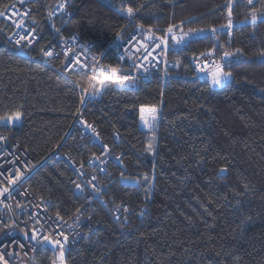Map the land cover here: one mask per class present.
<instances>
[{"label":"trees","instance_id":"obj_1","mask_svg":"<svg viewBox=\"0 0 264 264\" xmlns=\"http://www.w3.org/2000/svg\"><path fill=\"white\" fill-rule=\"evenodd\" d=\"M11 1L0 0V6ZM123 2L145 5V24L164 26L173 12L177 20L193 16L195 23L190 27L224 22V11L216 7L223 0H176L174 8L167 0H155V5L149 0ZM55 3L30 2L40 39L27 55L18 53L0 33V114L7 111L6 105H24L25 119L13 129L12 137L37 165L26 183L34 192L52 190L51 212L56 204L74 210L87 202L74 193L70 183L75 174L73 164L64 157L47 161L46 156L57 148L78 166L92 152H99V146L80 140L71 125L79 106V92L72 79L79 75L69 78L58 72L53 65L59 64L60 58L47 64L38 58L41 45L53 37L46 13L49 4ZM71 3V17L55 19L64 35L79 32L83 40L109 42L125 24L106 6V0ZM114 4L119 8L122 0H114ZM244 12L238 5L237 19H242ZM0 28L11 31L2 21ZM200 46H210V40ZM232 47H244L249 54L264 47V23L254 34L250 27L237 25ZM191 48L170 59L179 57L187 63ZM232 70L236 78L230 86L203 93L205 83L185 77L182 69L179 76L165 82L155 71L135 91H108L82 107L83 115L96 125L112 152L122 154L124 166L108 160L106 173L101 175L85 163L86 172L95 173L101 184L109 185L104 189L108 203L96 198L87 205L92 223L84 226L82 238L69 246L68 264H264V63L254 59L233 64ZM161 87L165 88V102L158 154L153 157L144 153L145 130L127 109L134 101L158 100ZM205 148L208 157L217 158L197 165L193 149L205 155ZM224 157L231 167L227 174L218 175ZM121 171L140 180L147 173L152 181L151 200L144 199V183L121 182ZM245 183L249 185L246 192ZM240 192L245 194L238 196ZM224 195L228 200L222 199ZM121 201L131 209L126 222L124 215L116 220L111 211ZM50 255L38 249L31 264H47Z\"/></svg>","mask_w":264,"mask_h":264},{"label":"snow or ice","instance_id":"obj_2","mask_svg":"<svg viewBox=\"0 0 264 264\" xmlns=\"http://www.w3.org/2000/svg\"><path fill=\"white\" fill-rule=\"evenodd\" d=\"M29 2L30 0H14V2L0 6V18L10 21L12 25L11 31L0 28V33H4L7 42L24 52L25 55L34 49L40 39L38 21L31 16L32 9L19 11L17 8V5L24 8ZM175 2L176 0H167L173 8ZM149 3L155 5V0H149ZM238 5H242L245 9L242 19H237L236 7ZM106 6L122 17L125 24L113 33L110 42L100 39L81 42L79 32L65 36L62 29L53 22L57 14L71 15V0H56L55 5L49 4L46 19L51 23V28L58 36V40L45 41L38 52L45 63L62 57L59 59V64L53 67L62 72L65 77L79 75L78 79H72L73 87L79 92V106L72 115L78 119L83 128L92 134V138L101 141L99 154L92 152L87 161H81L78 166H75V161L71 156L68 157L69 163L75 166L77 173V179L71 180L70 183L74 185L76 194L83 195L86 202L100 198L102 202L108 203V200L104 199V189L109 185L99 183L98 176L95 174L87 176L84 171L85 163H96L97 171L103 172L105 168L99 166L105 165L112 155L111 146L103 143L94 123L83 119L82 107L89 100L100 97L108 91H135L140 82L146 80L153 69H161V65L164 79L179 76L182 69L185 77H190L194 81L202 80L206 85V88L201 89L203 93L211 89H223L230 86L236 78L232 70L233 64L254 59L264 63V47H260L251 54L244 47H232L237 25L250 27L254 34L257 26L264 23V0H223V3L216 7L224 11V22L196 27L188 26L195 23L193 16L189 15L177 20L174 12L164 26L145 24L142 15V10L145 8L143 3L134 7L131 3H124L122 0V6L117 8L114 0H106ZM130 27L131 31H129ZM222 36H226L227 39H222ZM208 40H210V46H200L202 41ZM192 45H197V47L191 48ZM185 48H191L187 63L179 57L170 59V56L183 52ZM170 69L175 71H170ZM261 91L264 92V89ZM164 102L165 88L161 87L158 100L134 101L127 109L135 113L139 126L145 130L144 153L153 157L158 154L159 126ZM6 108L7 111L0 114V145L9 144L13 129L17 125H22L25 119L23 104L6 105ZM114 135L119 138L120 134L116 132ZM12 149L19 151L18 143L13 144ZM203 151L205 155L193 149V154L198 157L197 165L202 164L206 159L217 158L208 157L207 148ZM8 155H12L13 158L8 160ZM0 156L5 160L4 163H0V219L4 217L3 210H6L9 217H15L4 223L0 232L8 230L10 233L19 224H23L25 227L20 228V232L27 244L20 242L19 247L25 257L28 256L26 248L30 247L33 252L44 249L51 253L47 264H68L69 245L79 235L77 229L82 221L91 220L92 216H84L83 205L69 210L56 204L54 212H50V209H53L51 189L34 192L31 186L22 190L20 188L26 179V173L35 165L23 160L22 156H15L14 152L7 148L0 151ZM114 158L121 166H124L122 154ZM223 159L225 163L217 169L218 175L227 174L231 167L227 158ZM154 170L155 164H153ZM119 178L132 180L137 186L144 183V199L145 201L151 200L149 193L152 181L149 180L147 173L144 174L143 180H140L136 176L126 175L124 171H121ZM243 187L245 192L248 191L247 183ZM245 192L237 193V195L243 196ZM222 199L226 201L228 196L224 195ZM24 200L28 202L24 203ZM236 204H241V201L236 200ZM130 211L129 205L123 201L114 204L112 208L113 217L120 220L121 213H123L125 222L128 218L127 213ZM25 213H27L26 219L21 220L20 216H24ZM29 224L31 227L28 226ZM16 243L18 241H12L13 245ZM9 247L0 243V264H10L8 257L20 255V252L10 251ZM20 264H26V261L21 260Z\"/></svg>","mask_w":264,"mask_h":264},{"label":"built area","instance_id":"obj_3","mask_svg":"<svg viewBox=\"0 0 264 264\" xmlns=\"http://www.w3.org/2000/svg\"><path fill=\"white\" fill-rule=\"evenodd\" d=\"M11 2H14V0H12ZM11 2H10V3H11ZM30 2H31V0H30ZM30 2H29L24 8H21L19 5H17L18 10H19V11H25L27 8H31ZM55 4H56V3H55ZM55 4H54V5H55ZM31 9H32V8H31ZM46 15H47V13H46ZM71 15H72V11H71ZM71 15L68 16V15H60V14H57V16L54 17L53 22L55 23V19H56L57 17H63L64 19H68V18L71 17ZM31 16H32V14H31ZM32 18H34V17L32 16ZM0 21H2V22H4L5 24L11 26V28H12V25H11V22H10V21H8V20H6V19H4V18H0ZM46 23H47L48 26L51 27V23H50L49 21H47V19H46ZM129 31H131V27L129 28ZM72 33H73V32H72ZM72 33H71V34H72ZM71 34H68V35H65V36H69V35H71ZM126 35H127V33H126ZM51 40H54V41H55V40H58V36L56 35L55 32H53V37H52ZM83 41H85V40L81 39V42H83ZM110 41H111V40H110ZM110 41H109V42H110ZM16 50H17L18 53H23L22 51H20V50L17 49V48H16ZM113 51H115V49H113ZM38 58L42 61L43 64H47V63H45L44 59L41 58L39 55H38ZM60 59H62V57H60ZM162 68H163V66L161 65V69H153V70L148 74V78H147L146 80H144V81H141V82H146V81H148V80L151 78L153 72H155V71L159 72V73H158V74H159V80H160L161 82H165V81L168 80V79H164V78H163V76H162ZM57 71H58V70H57ZM170 71H175V70H171V69H170ZM58 72H59V71H58ZM60 73H61L62 75H64L62 72H60ZM83 119L86 120V121H88L89 123H93V122L89 121L84 115H83ZM71 125H72V127L76 128V129L78 130L80 140L86 141L87 143H89V144H91V145H97V146H99V151H100V143H101V141H98V140H95L94 138H92V134H91L87 129L83 128V126L78 122V119L73 118V120H72V124H71ZM94 125H95V124H94ZM95 126H96V125H95ZM96 128H97V127H96ZM97 131L99 132L98 128H97ZM99 133H100V132H99ZM100 137H101V140L103 141L101 135H100ZM103 143H106V142L103 141ZM13 144H17V142L14 140V138H13L12 135H11V138H10L9 144H8V145H0V151H3L5 148H7L8 150L13 151L15 156H22V159H23V160H25V161H27V162H30V163L34 164V163L30 160V158H29L27 152H25V150L21 149L20 146H19V151H14V150L12 149V145H13ZM107 144H108V143H107ZM18 145H19V144H18ZM108 145L110 146V144H108ZM111 148H112V147H111ZM58 151H59V150H58L57 148H55L52 152H50V153L46 156L45 160L49 161V160H51L52 158H55V159H56V158H58V157H62V158L64 157V158L68 161L67 156L62 155V153H58ZM97 154H99V152H97ZM115 156H116V155L112 152V155L108 158V160H113V161L117 162V161L115 160V158H114ZM12 158H13L12 155H8V156H7V159H8V160H11ZM4 162H5L4 157L0 156V163H4ZM68 162H69V161H68ZM117 163H118V162H117ZM34 165H35V167L32 168L29 172L26 173V179H25L23 185L20 186L21 190H22L23 188H27V187H29V185L26 183V180L30 177V175H31V174L33 173V171L36 169L37 165H36V164H34ZM88 165H89L91 168H93V170H95L98 174H101V175H102V174H105V173H106V167H105L106 164H105V165H100V166H99V167H104V168H105V171H103V172H98V171H97V164H96V163L88 164ZM120 166H121V165H120ZM21 167H23V166H21ZM121 167H122V166H121ZM72 168H73L74 173H75L74 176H73V178H72V180H75V179H77V173L75 172V166L72 165ZM84 171H85V170H84ZM85 173H86L87 176H89V177H90L91 175L95 174V173H93V172L88 173V172H86V171H85ZM95 175H96V174H95ZM119 180H120L121 182H126V183H135V182L132 181V180H121L120 178H119ZM98 181H99V180H98ZM99 183H101V182L99 181ZM135 184H136V183H135ZM71 185L73 186L74 193H76V192H75V189H74V185H73V184H71ZM16 195H17V197L19 198L18 193H16ZM77 195L80 196V197H82V198L84 199V196H83V195H81V194H77ZM29 199H31V198H29ZM98 199L101 200L100 198H98ZM84 200H85V199H84ZM101 201H102V200H101ZM23 202H24V203H27L28 201H27V200H24ZM90 202H91V201H90ZM90 202H87V205H88V206H89ZM13 203H14V202H13ZM87 205L84 206V208H85L84 216H85V217L91 215V213L88 211V206H87ZM112 208H113V207H112ZM143 210H145V208H143ZM3 211H4V217H3L2 219H0V228H3V224L6 223V222H8L9 219H15V217H9V216L7 215V213H6V210H3ZM111 211H112V209H111ZM50 212H51V210H50ZM26 215H27V213H25L24 216H20V219H21V220L26 219ZM123 215H124V214L121 213V216H123ZM91 223H92L91 220H87V219H84V220L82 221V223L80 224L79 228L77 229V232L79 233V235L76 236L75 240L72 241V242L70 243L69 246H72V245L76 244V243L82 238V236H83V232H85V231L83 230L84 226L89 227V226H90L89 224H91ZM28 226L31 227L30 224H29ZM23 227H25V225H23V224H19V226H18L16 229H13L10 233L8 232V230H4V231L0 232V243H3L5 246H10V247H9V250H10V251L20 252V255H19V256L8 257V259H9V261H10V264H20V261H21V260L26 261V264H31L32 256H33V254L35 253V252H33V251L31 250L30 247H29V248H26L25 251L28 252V256L25 257V256L23 255V253L21 252V250H20V247H19V243H20V242H23V243L27 244V241H24V240H23V236H22V234H21V232H20V228H23ZM13 240L18 241V243H16L15 245H13V244H12V241H13Z\"/></svg>","mask_w":264,"mask_h":264}]
</instances>
